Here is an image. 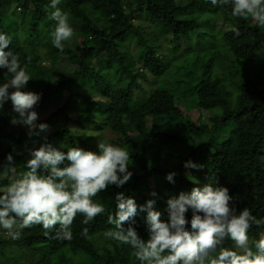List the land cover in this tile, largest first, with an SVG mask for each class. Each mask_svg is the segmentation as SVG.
<instances>
[{
    "label": "trees",
    "instance_id": "obj_1",
    "mask_svg": "<svg viewBox=\"0 0 264 264\" xmlns=\"http://www.w3.org/2000/svg\"><path fill=\"white\" fill-rule=\"evenodd\" d=\"M135 4L138 12L131 16L127 12ZM50 5L51 0H0V33L11 37L5 51L18 54L21 67L32 77L30 83L37 87L33 92L41 96L35 106L39 119L34 130L12 123L18 114L10 99L0 108L4 145L0 147V191L27 170L29 149L40 145L25 153L12 147L37 141L52 128L55 131L47 142L55 146L63 141L59 150L64 152L72 147L98 152L100 140L95 133L104 136L106 143L122 148L134 145L141 151L129 160L128 170L133 173L129 182L122 187L110 185L94 198L105 212L87 225L83 215L76 216L72 239L54 238L59 226L48 235L41 225L25 228L19 239L0 227V264H125L126 255L133 253L130 245L131 249L107 243L98 248L93 243L114 228L108 216L115 213V197L121 192L138 205L155 200V209L167 221L169 198L218 181L229 189L237 214L247 207L264 220V28L251 24V18L233 17L231 4L213 5L211 0H60L58 7L67 13L74 33L87 40L73 50L65 42L61 51L51 41L56 22ZM12 6L30 17L28 40L40 41L43 52L23 47L15 34H9L2 17ZM76 10L87 14L81 26L71 23ZM145 10L149 19H140ZM219 20L223 25L217 30ZM233 26L239 29L238 36L231 31ZM63 60L74 61L77 68L56 83L51 76ZM45 61L50 63L48 68L43 66ZM0 70L4 71L2 85L12 77L7 69ZM150 79L156 84L155 93L136 104V92L144 89L141 80ZM57 96L61 98L56 102ZM73 96L77 98L71 100ZM185 104L189 113L184 112ZM204 114L209 115L207 124L202 123ZM41 123L49 128L40 131ZM9 153L15 177L5 174ZM186 161L204 167L186 168ZM169 173H175L174 183L167 179ZM146 215L141 212L132 223L145 240L149 238ZM186 216L190 229L191 209ZM84 228H88L86 236ZM248 235L254 249L255 242L264 238V225L253 224ZM222 246L235 250L230 239Z\"/></svg>",
    "mask_w": 264,
    "mask_h": 264
},
{
    "label": "clouds",
    "instance_id": "obj_2",
    "mask_svg": "<svg viewBox=\"0 0 264 264\" xmlns=\"http://www.w3.org/2000/svg\"><path fill=\"white\" fill-rule=\"evenodd\" d=\"M211 3L231 4L233 17L251 18L264 28V0H211ZM59 4L60 0H51L50 6L55 9L51 19L56 23L50 35L53 46L63 51L64 43L72 39L74 30ZM137 12L135 4L127 13L135 16ZM231 31L237 36L240 34L235 26ZM10 44L11 37L0 33V69H7L12 77L0 85V108L10 99L18 114L12 123L34 130L39 119L35 106L41 96L33 91H24L32 77L26 68L21 67L18 54L5 51ZM38 127L40 131H46L49 125L41 123ZM44 140L38 148L29 149L27 170L0 191V227L7 230L12 239L20 238V230L36 225L43 227L45 235L59 226L54 238L72 239L71 226L76 216L83 215V223L89 224L105 212V206L94 198L110 185L122 187L133 176L128 170L131 156L120 146L99 141L98 152L80 147L64 152L48 143L47 137ZM62 164L65 166L61 167ZM184 166L204 167L193 161H186ZM4 167L5 174L10 172L16 176L11 153ZM174 176L175 173H169L167 179L174 183ZM151 195L156 196L157 193L152 192ZM115 200V213L108 216V223L114 228L107 230L105 237L130 245L133 256L142 264H264V238L256 241L253 249L248 235L253 224L264 225V220H258L247 207L237 214L229 189L219 185L218 181L169 198L167 221L162 218L163 213L155 209L156 201L153 199L138 205L134 198L121 192ZM189 209L192 211L190 229L186 216ZM141 212L147 213V240L132 226ZM87 234L88 228H84L82 235ZM225 239L234 242L235 250L222 246Z\"/></svg>",
    "mask_w": 264,
    "mask_h": 264
},
{
    "label": "rangeland",
    "instance_id": "obj_3",
    "mask_svg": "<svg viewBox=\"0 0 264 264\" xmlns=\"http://www.w3.org/2000/svg\"><path fill=\"white\" fill-rule=\"evenodd\" d=\"M183 1V0H181ZM87 14L83 11L80 10H76L71 16V23L76 25V26H81L86 18ZM140 19H149L147 17L146 11L143 12L140 16ZM2 20L5 24L6 29L9 31V34H15L20 43H23V47H28V48H34L36 50H38L39 52H43L44 49L40 46L41 42L37 41V42H31L30 40H28V33L27 30L30 26V17L28 15H23L22 12L20 10H18L15 6H12L8 9L5 10ZM217 22V21H216ZM250 23L253 25H258L256 23H254L251 19H250ZM223 25V22L221 20L218 21V29H221ZM216 30V31H217ZM215 31V32H216ZM206 33H208L209 31L205 30ZM218 34V33H217ZM219 35V34H218ZM209 39V38H208ZM87 42V40L81 35V33L75 32L72 39L67 41L66 43L68 44V49L73 50L75 48H77L79 45H81L82 43ZM206 42H202V46L207 45L205 44ZM157 44L160 45H164L161 42H159V40H157ZM168 48L165 47L164 52L166 51V49ZM135 49V45L132 46L131 50ZM225 54H228L226 51H223ZM264 56V53H263ZM43 66H46L47 68L50 66L49 61H45V64ZM77 68V65L74 61H69V60H63L61 62V64H58L55 69L54 72L51 76L52 80L56 83H60L64 80V78L66 76H68L69 74L73 73L75 71V69ZM4 76V71L0 70V80L3 79ZM141 85L144 87V89L140 92H136L135 94V102L136 104H141L142 102H144L145 100L149 99L156 91V84L154 83V81L152 79H150V81H145V80H141ZM73 88L78 90L79 87L74 86ZM37 89V87L32 84V83H28L27 87L24 89V91H35ZM236 88H234L235 90ZM104 91V90H103ZM100 96H102V92L100 94ZM61 98V96H57L56 102ZM77 98L75 96H73L71 98L74 99ZM98 99V98H97ZM56 106V103L54 105V107ZM191 106H195L194 102H191ZM81 111V110H79ZM184 112L189 113V110L187 109L186 104L184 105ZM197 115V114H196ZM199 115V114H198ZM203 115V114H202ZM209 118V115L204 114L202 123L203 124H207V120ZM55 131V128L49 129L47 132H43L41 137L34 142H30L28 144H26L23 147L20 146H14L12 147V149L17 153V152H27L28 148L33 146V145H40L42 143L45 142L44 138L45 137H49L50 134H52ZM95 136H97V138L100 141L103 142H108L107 139L104 136H100L99 134L95 133ZM228 135L223 136V138H228ZM5 141V140H3ZM63 145V141L60 144H57L53 147L57 148V149H61ZM0 147H4V145L0 142ZM124 149L126 151L129 152L130 156L132 155H138L140 153V149L135 147L134 145H124ZM13 176V175H12ZM14 177V176H13ZM3 179L0 178V181H2ZM5 188H3L2 190H4ZM255 210L259 209V204L254 206ZM105 234V233H104ZM93 243L95 244V246H97L98 248H101L103 245L105 246L107 243H113L115 245H121L120 242L108 239L105 237V235L100 236L99 238H96V241L93 240ZM127 246V244H125ZM127 248H129L127 246ZM131 249V248H129ZM127 261L125 262V264H136V262L138 263V261H136V258L132 255H126Z\"/></svg>",
    "mask_w": 264,
    "mask_h": 264
}]
</instances>
